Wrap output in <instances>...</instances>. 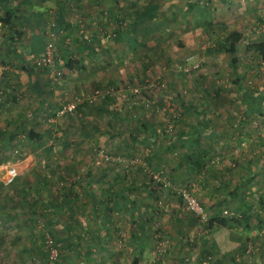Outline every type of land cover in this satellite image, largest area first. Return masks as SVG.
I'll return each instance as SVG.
<instances>
[{
  "label": "rangeland",
  "instance_id": "1",
  "mask_svg": "<svg viewBox=\"0 0 264 264\" xmlns=\"http://www.w3.org/2000/svg\"><path fill=\"white\" fill-rule=\"evenodd\" d=\"M191 2L193 8L187 7L188 0H68L73 9L82 10L71 19L85 22L86 38L92 39L89 56L95 57L87 67L75 69L77 76L68 81L69 88L61 85L64 69L57 79L44 74L43 86L36 91L28 86L25 71L15 67L6 75L0 64V264H68L60 240L56 239L61 251L54 262L41 247L45 234L52 235V200L64 191L68 170L87 168L86 156L97 167L137 171L140 185L145 186L149 176L157 173L159 181L176 194L180 187L195 188L194 178L173 182L165 170L168 158L180 153L171 142L173 136L182 121L195 120L188 102L194 107L228 104L235 110L236 132L250 128V135H264V60L247 48L251 42L264 43V29L255 30L257 21L264 22V0ZM83 11L93 14L87 17ZM113 13H123L126 19L119 27L127 33L119 38L114 33L117 18H112ZM224 25L243 31L233 56L213 48L225 33ZM217 89L220 95L215 98L216 94L211 95ZM242 93L251 95L250 104L263 109V117L253 114L246 119L239 112ZM67 100L76 101L75 110L57 114ZM19 112L24 116L13 128L15 123L10 120ZM2 127L13 128V137L3 138ZM153 129L159 136L150 137ZM11 168L18 175L9 181ZM45 175L51 183L58 179L59 191L53 184H45ZM42 187L48 189L45 200L50 203L47 208L33 209L26 195L32 201ZM165 187L160 192L162 202L167 197ZM253 195L256 198L257 193ZM252 206L247 215L253 219L258 215ZM223 209L231 212L226 215L237 224L246 217L235 208ZM258 223L254 233L264 226ZM158 229L162 232L161 226ZM254 233L256 238L247 239L253 244L249 263L263 264L264 237ZM208 255L198 264H212L213 257Z\"/></svg>",
  "mask_w": 264,
  "mask_h": 264
},
{
  "label": "crops",
  "instance_id": "2",
  "mask_svg": "<svg viewBox=\"0 0 264 264\" xmlns=\"http://www.w3.org/2000/svg\"><path fill=\"white\" fill-rule=\"evenodd\" d=\"M59 4L58 0H0V63L8 73L18 67L27 74L23 64L30 61L31 54L43 48L41 30L47 18L45 9L56 11ZM84 14L88 17L93 13L84 11ZM56 16L60 22L55 36L59 62L64 65L66 57L78 58L71 63L87 67L95 57L86 52L67 54L72 51L70 40L76 32L72 31L73 20L64 11L63 14L57 11ZM83 45L76 47H81L82 51ZM100 58H97L99 62ZM63 69L65 77L61 85L69 88L68 81L77 76L76 68L64 65ZM242 96L239 112L244 113L246 119L253 114L263 115V109H254L250 104V94L242 93ZM189 112L195 120L182 121L178 132L184 133L173 136L171 142L176 140L180 153L168 158L166 174L171 181L194 178L193 192L197 191L198 199L209 209V217L214 216L216 205L247 213L253 205L258 224H264V135L254 137L250 135V128L236 132L232 122L235 110L228 104L201 103L190 107ZM155 154L158 153L153 150L152 155ZM197 154L198 165L202 162L198 168L192 161ZM91 158L86 156L88 166L82 171H67L69 180L63 187L68 191L67 198L64 199L62 193L56 195L50 205L51 231L61 241L68 264H198L206 254L208 242L216 249L215 240L222 250H230L220 262L212 264H250L244 247L245 240L256 238L253 236L256 224L251 222L255 218L245 217L239 224L228 221L226 228L216 222L208 226L205 220L185 210L182 198L173 188L165 187L163 181H160L162 188L167 189L165 202L159 199L162 191L156 196L149 181L145 186L140 185L137 171L97 167L90 163ZM52 184L59 191L58 179ZM140 187H144V191L140 192ZM160 226L169 238L166 256L156 251L155 233ZM260 256L264 264V249Z\"/></svg>",
  "mask_w": 264,
  "mask_h": 264
},
{
  "label": "trees",
  "instance_id": "3",
  "mask_svg": "<svg viewBox=\"0 0 264 264\" xmlns=\"http://www.w3.org/2000/svg\"><path fill=\"white\" fill-rule=\"evenodd\" d=\"M58 3H60V4L58 5V9H56V11H55V9H53L51 12H49V9H47V8L45 9L44 16H45V18L46 17L47 18L44 20L43 29L41 30L42 36L44 37L43 38L44 41H43V48H42V50L40 52L33 53V54H31L29 56V60H32V63L31 64H29L30 61H27V62H25L23 64V68L27 72V78L30 81L29 86H30V88L32 90H34L35 87H39V86L41 87V86H43L42 83H41L40 77H42L44 74H47L46 73V68L45 67H42V66L36 65L33 62V60L38 55H41L43 53V51H44V44H45V40H46V37H47V35H44V32L46 34L47 28L50 27V30L54 31V33H55L54 35L55 36L57 34V30H58L57 27H59L60 22H58L59 17L56 16V12L58 11L61 14H63V11H64V14H67V17L69 19H71V16L72 15H75V16L78 17V15H80L78 13L82 12V10H80L79 8L78 9H73L68 4V0H58ZM187 7L193 8L194 7V3L191 2V0H188V6ZM77 10H79V12ZM83 13H84V11H83ZM99 13H100V15L101 14L103 15V8L102 9H99ZM112 16H113L112 18H115V17L117 18L116 19V21H117V27L115 28L114 33L119 38L120 36H123V35H125L127 33L126 32L127 30H125L122 27H119L121 24H123L126 21V19H125V16H124L123 13H117L116 15H115V13H113ZM98 19L99 18L95 19V22L97 24H98V22H97ZM51 20H53L54 22L56 21V25H55L54 22L52 23L53 24L52 26L49 25V22ZM71 20H73L72 21V26H74L73 29H72V31H76V32L74 33V36H73L72 40H70L71 41V46H72V48H71L72 51L71 52L68 51L67 54H70V53L73 54V52H74L77 55H79L82 52H83V54H85V52H86L87 54L90 55V49L92 48V45H91V48H89V49L86 46H89V43L91 42L89 40H92V39L86 38V35H85V31H86V27L85 26L86 25L84 24L85 22H83L82 19H80L78 21H76L74 19H71ZM47 25H48V27H47ZM224 26H225V28H224L225 29V33H224V35H222V37H220L219 39H217V41L215 42V45H214L215 47H213V48H216L219 51L220 50L221 51H224V52L228 53L230 56H233L236 53V51H237L238 42L243 37V31L241 30V28H238L236 26L229 27L228 29H227L226 25H224ZM95 35H97V33H95ZM39 36H41V35H38V37ZM55 36L53 37V41H54V44H55V49H56V54H57L56 55V63H57V66L59 67V69L60 70H63V66L64 65L66 67H68V68H71V69L72 68H78V69L83 68L84 65H81V64H78V63H71L72 60H75L76 61V60H78V58H73L72 59V57H66L65 58L64 65H62L59 62L60 61V59H59L60 57L58 56V53H57L58 51H57V46H56V43H55ZM82 44H84L85 46L83 45L84 46V49L81 51L80 50L81 47H78L77 48L76 46H79V45H82ZM247 48L253 49L258 55H260V57L262 58V60H264V43L262 41L261 42H251V43H248L247 44ZM4 61H5V63H8L9 62V60H4ZM3 65L4 64H2V70L4 71V74L5 73H6V75L9 74V73L11 74V71L8 73V70H6L3 67ZM39 79H40V82H39ZM45 80H46V78H45ZM0 93H3V92H0ZM215 94H216L215 95L216 96L215 98H218L219 95H220V92L218 91V89L215 91ZM187 104L190 107L193 106V103H191V102H188ZM35 111H36L35 107H32V112H35ZM22 116H24V115H22V113L19 112V113H17V116L16 117H14L13 119L10 120L11 124H14L15 123V126L14 127L12 126L13 128H16L17 127L16 124L21 119ZM142 126H146V124L143 123ZM13 128L12 129H8L7 127H2V137L3 138L6 137L7 139L12 138L13 135H14ZM183 133H184V131H181V132L180 131L179 132L177 131L176 132V135L180 136ZM149 135L150 136H153V135L154 136H157L158 133L154 129L153 131H151V133ZM40 136L41 135H39L36 138L39 139ZM132 136L134 137V135H132ZM173 144L174 145L177 144L176 143V140L173 142ZM155 156H156V154H155ZM192 161H193V165L195 167L198 168V166H202V162L201 161H199V165H198V154L194 156V158L192 159ZM17 175H18V172L16 173L15 177ZM43 179H44L45 184H48V186L50 184H52L49 181V179H48V177L46 175L43 177ZM149 182L151 183V186H152L151 189H152V191L156 194V196H158V194H159V192L161 191V188H162V183L160 181H156L152 176H149ZM30 185H31V183H30ZM44 188H46V187H44ZM46 193H49L48 189L46 190V189H43V187H42L41 189L37 190L36 195L34 196V198H33L32 201H29L28 200V194L26 195L25 200H26L27 203L31 204V207H33V209L36 206H39V207L42 206V207L47 208L48 207V204L50 203V200H45L47 198L46 195H45ZM62 194H63L62 196L65 197L68 194L67 190H64L62 192ZM216 206H214L215 208L213 207L214 208V211H215L214 216L209 217L207 220H205V222L207 223L208 226H212L213 225V222H216V224L219 225L222 228L228 227V221H233L235 218L232 217V216L225 215L223 213L222 208H218ZM220 211H221V214H219ZM242 213L248 218V220H249V218L252 219L251 216L247 215V212L242 211ZM195 217L198 218V219H200L197 216H195ZM258 221L259 220L255 218L254 221L252 220L251 222H253V224H255V223H258ZM52 236H53V238L56 241L57 238L53 234H52ZM224 236L225 235H223L221 237H224ZM228 237H229V239L231 238V233L230 232L228 234ZM215 241H216V244H217V245L214 244V245H216V249H213V247H212L213 245L211 244V242H208V246L205 247L204 253H206L205 256L207 254H209V255H211L213 257L212 258V262L218 263V262H220V260L222 258H225L224 256H225V254H227V251H228L229 248H224L222 250V248L220 247V243L217 240H215ZM247 242L248 241L245 240L244 250L246 248V243ZM41 250L47 254V248L45 247V244H44V246L41 247ZM220 250H222V251H220ZM60 251H61V249H60ZM166 253L164 255H166ZM59 255H60V252H59ZM59 255H58V257H59ZM47 256H48V254H47Z\"/></svg>",
  "mask_w": 264,
  "mask_h": 264
},
{
  "label": "built area",
  "instance_id": "4",
  "mask_svg": "<svg viewBox=\"0 0 264 264\" xmlns=\"http://www.w3.org/2000/svg\"><path fill=\"white\" fill-rule=\"evenodd\" d=\"M263 29H264V22L257 21L255 23V30L261 31ZM54 34H55L54 31L50 30V28H47L46 31L47 37L44 44V51L41 55L35 57L33 62L38 66L45 67L46 73L49 76H51L52 79H57L60 76L61 70L59 69L56 63L57 54H56L55 44L53 41V37L55 36ZM75 108H76V101L67 100L64 103H62V105L58 108L56 113L62 115L74 111ZM9 173H10L9 181H11L16 175V170L14 168H11ZM153 176L157 181L160 180V177L157 175V173L153 174ZM177 193L182 198L185 210L194 213L197 217H199L202 220L208 219L210 215L209 209H207L200 202V200L198 199L196 194H194L193 189H191L190 186H184L178 188ZM223 213L225 215L231 214V212L228 211L227 209H223ZM38 223H40V221H38ZM255 233L261 237H264V226L262 227L260 226L256 228ZM155 238H156V251L158 255H164L167 252L169 246L168 237L160 230H157L155 233ZM44 241H45V247L47 248L48 258L54 262L59 255V251H60L59 245L50 233L45 234ZM246 251L250 256L249 261H251L252 260L251 252L253 251L252 243L249 242L247 243Z\"/></svg>",
  "mask_w": 264,
  "mask_h": 264
}]
</instances>
